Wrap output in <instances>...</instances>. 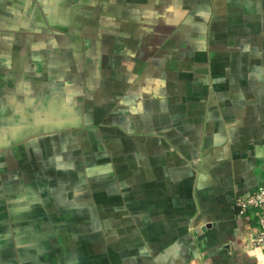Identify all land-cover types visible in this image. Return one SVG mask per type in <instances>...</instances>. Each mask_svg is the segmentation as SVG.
I'll return each instance as SVG.
<instances>
[{
  "label": "crops",
  "instance_id": "0c3cea01",
  "mask_svg": "<svg viewBox=\"0 0 264 264\" xmlns=\"http://www.w3.org/2000/svg\"><path fill=\"white\" fill-rule=\"evenodd\" d=\"M65 1L69 2L68 9L54 12L49 7L48 12L43 7L52 0H0V76L6 89L11 78L18 76L8 60L15 55L14 41L24 40L23 33L31 38L26 37L29 44H35L34 57L41 59L45 67H53L55 58L59 59V54L66 50L62 43L76 44L78 37L69 34V29H58L70 28L77 17L71 5L74 4L75 12L78 0ZM173 1L101 0V6L107 5L103 10L117 11V18L109 19L112 22L108 25L118 27V34L103 33L98 49L91 41L94 43L88 50L90 56L101 51L100 71L89 67L84 82L65 88L78 92L80 89V93L66 92L63 96L57 77V83V78L40 83L36 96L27 91L24 97L38 98L41 87L47 85L48 90L57 93L60 102L70 104L66 113L73 112L70 114L78 117L71 122L81 124L80 130H73L77 136L71 133L65 137L79 136L88 141L87 147H92L90 137L102 141L101 161H94L103 168L95 169L98 179L91 184L92 195H116L125 184L133 185L135 243L133 248H121L122 256L113 264H264V247L250 242L256 229L252 214L234 208L236 196L251 192L264 181V96L250 98L248 103L241 99L247 96L238 93L264 91V82H244L249 75H264V66L250 70L235 65L240 56L264 59V48L261 54L239 49L250 39H261L253 33L264 30V0H179L181 12L193 7L210 11L209 15L199 13L203 22L210 21L211 28L214 27L209 38L215 44L214 50L209 54L205 50L211 62L204 57L206 66L200 70L213 80L208 84L200 80L191 83L189 78L173 81L175 52L171 45L187 41L166 35L175 22H160L154 13L159 8L172 9L167 3ZM142 11L148 12L147 25L154 29L153 34L140 31L146 27V21L141 24L136 14ZM50 30L52 35L48 34ZM49 44L52 46L48 47ZM59 44L63 46L57 49ZM158 60L165 65L158 66ZM226 64L230 67L226 68ZM188 73L190 70L186 69L178 75ZM157 74H166V79L159 80ZM218 74L243 78L222 83L215 77ZM45 98L46 93L42 100ZM37 110L34 115L24 114L26 123L39 121L42 114L39 107ZM128 167L133 183L123 181ZM98 187H104V192ZM80 263L99 264L90 257ZM31 264L79 263L55 257L32 260Z\"/></svg>",
  "mask_w": 264,
  "mask_h": 264
},
{
  "label": "rangeland",
  "instance_id": "374dc122",
  "mask_svg": "<svg viewBox=\"0 0 264 264\" xmlns=\"http://www.w3.org/2000/svg\"><path fill=\"white\" fill-rule=\"evenodd\" d=\"M52 1L49 4L46 3L47 0H43V3L47 5L43 7V10L48 9L49 12L51 9L58 12V10L69 8V2L65 0ZM179 2V0L168 2V8L172 7V9L159 8L157 12H154L157 13V20L160 22L166 20L175 22L172 28L167 29L166 35L173 34L176 37L174 40L187 41V44L177 42L171 45L175 52L171 76L173 75L175 83L183 78L185 80L189 78L191 83L200 80V83L208 84L213 80L211 81L210 76L200 70L206 66V60L211 62L207 53L209 54L215 47L214 42L209 41L214 27L211 28L210 21L203 22L199 18V13L209 15L210 11L203 12L200 8L193 7L188 12H181ZM78 3L75 12L74 4L71 5L72 12L77 13L73 23L64 21L71 22L70 28H58L59 30L69 29V34L78 37L75 39L77 42L75 45L72 41L62 43L64 46L59 44L60 47L57 49L63 46L66 50L59 54V59L55 58L54 63H51L53 67H45L41 59L34 57L32 47L35 44H29L26 40L29 38L27 33H23L24 40L14 41L12 51L15 55L8 60L13 68L12 72L18 76L11 78L8 89L5 88V80H1L3 76H0V264H31L32 260L55 257L65 262L71 259L76 260L79 264H81L80 260L90 257L99 264H113L120 258L119 256H122L121 250L124 249L121 248L126 246L133 248L135 243L133 185L128 187V184H125L124 189L118 190L116 195L115 193H106V195L100 193L97 197L92 195L94 188L91 184L98 179L95 169L99 167L101 171V167L103 168L101 163L94 161H101L100 153L104 148L102 141L93 140L90 137L88 139L92 147H87L88 141L80 139L79 136L66 138L65 135L71 133L77 136V132L73 130L81 129V124L71 122L78 117L70 114L73 112L66 113L70 104L65 100L64 103L60 102L61 99L57 97V93L48 90L47 85L42 86L41 94L38 98L35 97L37 93L39 94L40 83L53 82V78L57 77L62 83L63 96L67 93L72 95L80 93V89L78 92L65 90V88H72V83L84 82L87 77L85 72L89 67L93 71L100 69L101 51H97L93 56L88 53L91 44L94 43L91 41H95V49H98L103 33L112 36L118 34V27L108 25L112 22L110 20L117 18L115 16L118 14L117 11L103 10V6L107 5L101 6V0H90L88 4L87 0H78ZM147 13L142 11L136 15L141 24L146 21V27H141L140 31L148 35L149 32L153 34L154 29L148 26ZM185 14L187 16L183 17ZM43 15L46 16L45 12ZM187 17L190 21L188 19V22L183 23ZM196 21L198 25L194 24ZM55 30L57 31V28ZM256 33L257 31L253 34L261 39L259 41L250 39L244 47L240 44L239 49H243L242 52L260 51L258 53H262L264 42L261 41H264V36L259 33L264 35V30L260 32L259 29V33ZM48 34L52 35L51 30ZM50 46L52 44L48 45ZM72 47L77 48L76 51H73ZM19 54L23 55L22 60L19 59ZM78 57L80 60L75 61ZM63 58L67 59L68 63ZM256 58L258 59L252 60L250 57L240 56L235 65L247 67L250 70H254V67H263L264 59L261 56ZM162 62L158 60L157 65L163 67L165 64ZM217 66L221 67V65ZM226 66V68L230 67L229 64ZM186 69H189L190 73L178 75ZM157 75L159 80L166 79V74ZM215 77L222 83H230L234 78L240 81L243 78L219 74ZM169 79L170 74L167 76V81ZM54 80L57 83L58 78ZM257 81L264 82V75L244 77V82L259 83ZM19 83L21 85L17 86ZM27 91L35 96L30 99L24 97ZM43 91L46 93L45 101L42 100L45 94H42ZM191 93L199 92L191 90ZM238 93L242 97L243 94L247 96L246 99H241L248 103L250 98L257 99L264 96V91L261 90L246 91V95L244 90ZM38 107L42 114L39 121L26 123L25 116L36 114ZM44 119L45 122H43ZM54 119L56 120L53 121ZM50 136H56L57 139L49 138ZM83 151L92 152V154L87 155ZM86 167L89 170H86ZM126 170L128 171H125L124 183H133L132 171L129 167ZM127 175L129 177L126 180ZM98 190L104 192V187H98ZM49 245L51 246L47 247ZM60 246L61 249H59Z\"/></svg>",
  "mask_w": 264,
  "mask_h": 264
},
{
  "label": "built area",
  "instance_id": "2783aa9c",
  "mask_svg": "<svg viewBox=\"0 0 264 264\" xmlns=\"http://www.w3.org/2000/svg\"><path fill=\"white\" fill-rule=\"evenodd\" d=\"M234 205L239 206L241 213L252 214L256 229L250 236V242L255 247H264V181L251 192L236 196Z\"/></svg>",
  "mask_w": 264,
  "mask_h": 264
},
{
  "label": "water",
  "instance_id": "95a60500",
  "mask_svg": "<svg viewBox=\"0 0 264 264\" xmlns=\"http://www.w3.org/2000/svg\"><path fill=\"white\" fill-rule=\"evenodd\" d=\"M235 209H239V206L238 205H235V207H234Z\"/></svg>",
  "mask_w": 264,
  "mask_h": 264
}]
</instances>
